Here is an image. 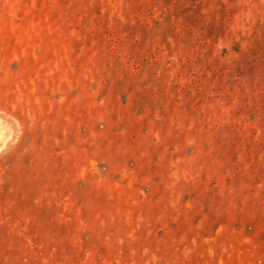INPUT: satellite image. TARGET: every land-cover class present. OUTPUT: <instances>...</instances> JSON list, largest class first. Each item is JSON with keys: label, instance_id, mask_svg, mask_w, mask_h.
Masks as SVG:
<instances>
[{"label": "rangeland", "instance_id": "374dc122", "mask_svg": "<svg viewBox=\"0 0 264 264\" xmlns=\"http://www.w3.org/2000/svg\"><path fill=\"white\" fill-rule=\"evenodd\" d=\"M0 264H264V0H0Z\"/></svg>", "mask_w": 264, "mask_h": 264}]
</instances>
